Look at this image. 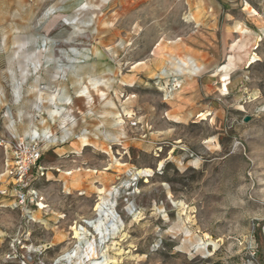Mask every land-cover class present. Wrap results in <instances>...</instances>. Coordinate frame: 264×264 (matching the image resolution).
Returning <instances> with one entry per match:
<instances>
[{"label": "rangeland", "instance_id": "rangeland-1", "mask_svg": "<svg viewBox=\"0 0 264 264\" xmlns=\"http://www.w3.org/2000/svg\"><path fill=\"white\" fill-rule=\"evenodd\" d=\"M68 99L99 188L49 198ZM30 126L47 210L2 178L0 264H264V0H0V141Z\"/></svg>", "mask_w": 264, "mask_h": 264}, {"label": "built area", "instance_id": "built-area-1", "mask_svg": "<svg viewBox=\"0 0 264 264\" xmlns=\"http://www.w3.org/2000/svg\"><path fill=\"white\" fill-rule=\"evenodd\" d=\"M43 141L40 138L20 137L6 146L3 145V141H0V147L4 148L6 155L2 172H0V186L3 184L2 178L6 176L7 188L11 189L16 205L25 213L29 222H36L32 214L37 208L47 210V206L43 203L44 198L33 187L36 169H38L37 172L41 170ZM6 193V189L0 188V196Z\"/></svg>", "mask_w": 264, "mask_h": 264}, {"label": "crops", "instance_id": "crops-1", "mask_svg": "<svg viewBox=\"0 0 264 264\" xmlns=\"http://www.w3.org/2000/svg\"><path fill=\"white\" fill-rule=\"evenodd\" d=\"M74 96V99L79 97L77 94ZM69 100L70 99H68L64 104L68 107L65 112L64 121L56 130V133H59L62 136L60 138L61 142H59L60 145L55 150L61 157V160L57 163V167H55L57 170L60 169V173L56 174L53 171L47 173V176H49L51 173L52 176L58 180V184L56 185L58 187L55 189L53 187L51 190L45 192L49 198V194L53 190L61 192V194L65 193L69 195L70 193H75L84 188L87 190H97L99 188L98 186H95L96 182H94V174L87 175L82 172V169L74 170V167L77 166L70 163L68 159H64V156L69 153H79L85 147L91 146V144L88 142V139L85 137L86 135H89V132L87 131L88 128H85V126L80 123V121L84 120L82 117L83 113L76 104L70 102ZM37 131L38 129L35 128V126H30L27 132L22 133V136L28 137L33 133L37 134L39 132ZM41 133V136H47L51 134L50 130L47 129H44ZM48 178L51 180L50 177ZM52 185L54 186L55 184L52 183Z\"/></svg>", "mask_w": 264, "mask_h": 264}, {"label": "bare ground", "instance_id": "bare-ground-1", "mask_svg": "<svg viewBox=\"0 0 264 264\" xmlns=\"http://www.w3.org/2000/svg\"><path fill=\"white\" fill-rule=\"evenodd\" d=\"M31 137H33V138H39V136L36 135V134H33ZM145 172H146V173H152L151 170H146ZM139 173H140V172H139ZM141 173H143V172H141ZM101 192H102V190H101ZM42 207H44L43 204H42ZM112 227H113V229H114V228H116L117 226H116V224L113 223ZM98 230H99L100 233H102V232L100 231L99 227H98ZM80 231H84V232H85V229L82 228V227H79V228H78V231H77V237H78L79 239H83V238H81V237L79 236V235H80ZM75 237H76V236H75ZM70 256H71V255H70Z\"/></svg>", "mask_w": 264, "mask_h": 264}, {"label": "water", "instance_id": "water-1", "mask_svg": "<svg viewBox=\"0 0 264 264\" xmlns=\"http://www.w3.org/2000/svg\"><path fill=\"white\" fill-rule=\"evenodd\" d=\"M246 121H248V119H246Z\"/></svg>", "mask_w": 264, "mask_h": 264}]
</instances>
